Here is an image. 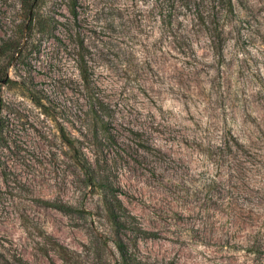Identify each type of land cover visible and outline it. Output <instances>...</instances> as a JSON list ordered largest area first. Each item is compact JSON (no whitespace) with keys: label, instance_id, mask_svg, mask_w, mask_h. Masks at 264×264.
Instances as JSON below:
<instances>
[{"label":"rangeland","instance_id":"obj_1","mask_svg":"<svg viewBox=\"0 0 264 264\" xmlns=\"http://www.w3.org/2000/svg\"><path fill=\"white\" fill-rule=\"evenodd\" d=\"M37 1L0 0V264H264V0Z\"/></svg>","mask_w":264,"mask_h":264},{"label":"trees","instance_id":"obj_2","mask_svg":"<svg viewBox=\"0 0 264 264\" xmlns=\"http://www.w3.org/2000/svg\"><path fill=\"white\" fill-rule=\"evenodd\" d=\"M24 2H26L29 5V9L32 8V6H36L37 4V0H24ZM73 13L76 14L77 11L75 8H72ZM206 11V10H205ZM210 12V11H209ZM200 17L205 20V16H204V11L200 10ZM211 15V14H210ZM35 19V12L32 11V13H30V21L29 24L26 26L29 29L32 28V23L34 22ZM166 20V19H165ZM170 25V23H167ZM81 74L82 77L85 80V83H89V76L87 74V70L84 67H81ZM102 199L105 203V207L107 209L109 218L113 221L114 224L116 223H120V219H118L119 217V212L122 211L124 212L123 214L129 213L126 205L123 203L121 197L114 193L111 188H109L108 185H105V190L102 191ZM45 202H48L52 205H55L56 207L63 209V210H70L72 208H74L72 205L67 204L65 202H58V201H49V200H44ZM131 214V213H130ZM115 243L117 244V246L119 247L121 254L123 256V260L125 264H131L130 261L127 258V254H126V250L124 247V240L123 238L119 235L116 234L113 237ZM66 249V247L64 245H62L61 243L58 242V251L60 254H64V250ZM23 257L21 256L20 259H22Z\"/></svg>","mask_w":264,"mask_h":264}]
</instances>
